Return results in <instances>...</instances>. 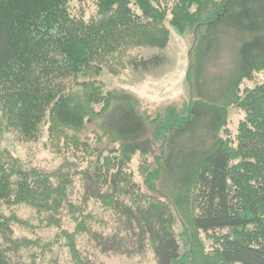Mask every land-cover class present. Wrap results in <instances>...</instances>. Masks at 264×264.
Listing matches in <instances>:
<instances>
[{
    "label": "trees",
    "instance_id": "trees-1",
    "mask_svg": "<svg viewBox=\"0 0 264 264\" xmlns=\"http://www.w3.org/2000/svg\"><path fill=\"white\" fill-rule=\"evenodd\" d=\"M72 1L0 0V264H37L31 250L50 247L19 233L32 227L24 207L60 230L75 264H92L81 235L102 254L152 249L155 264H264V81L243 88L264 72V0H91L89 16ZM166 21L194 38L191 101L148 113L93 75L163 65L130 52L166 48ZM232 105L245 112L235 139L223 135ZM13 128L33 140L47 128L66 160L26 165L2 147Z\"/></svg>",
    "mask_w": 264,
    "mask_h": 264
},
{
    "label": "rangeland",
    "instance_id": "rangeland-1",
    "mask_svg": "<svg viewBox=\"0 0 264 264\" xmlns=\"http://www.w3.org/2000/svg\"><path fill=\"white\" fill-rule=\"evenodd\" d=\"M74 10L83 12L86 16L95 12L94 4L91 0L80 1L73 0ZM170 29V40L164 49L156 47H140L133 49L130 53L140 57H150L153 54L161 53L165 56V63L158 68L151 70H135L127 67L115 74L108 69H104L100 73L93 75V78L100 80L105 90L125 89L137 95L142 102V108L148 113L155 112L158 108L174 104L177 107L184 108L191 101V86L187 78V70L189 68V52L193 46L194 38L192 34H181L178 30L166 21ZM264 81V72L258 73L251 81L247 80L245 86L253 87L257 83ZM245 117V112L232 105L228 109V126L224 132V136L237 138L238 127L241 119ZM153 131L149 128L147 138L151 137ZM2 147L19 157L26 165L35 166L53 171L66 160V155L56 153L48 143L47 128L44 134L38 140H33L25 136L20 129H6L2 136ZM159 142H151L149 148L153 153L158 152ZM135 171L138 169V160L132 162ZM138 179V178H137ZM91 189V186L90 188ZM76 196H80L84 192L83 182L77 180L75 186ZM94 205V199L91 201ZM23 210V209H22ZM23 215L30 222L32 227H23L19 233L30 238L41 237L44 243H49L50 247H46L44 252L41 249L36 250L37 264H75L70 248L66 245V238L59 236L60 230L56 227H45L40 220L37 219L34 211L24 207ZM29 226V225H28ZM74 222H69L68 229L73 230ZM176 231L183 245L184 256L188 252V244L184 227L180 219L176 224ZM78 247L88 256L92 264H155V257L152 249H148L144 254L124 255V254H102L95 249L94 245L87 239L86 235L77 238ZM206 245L210 244L205 241ZM50 249V250H49Z\"/></svg>",
    "mask_w": 264,
    "mask_h": 264
}]
</instances>
